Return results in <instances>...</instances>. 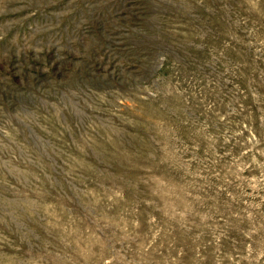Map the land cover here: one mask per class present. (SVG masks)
I'll return each instance as SVG.
<instances>
[{
  "label": "rangeland",
  "instance_id": "obj_1",
  "mask_svg": "<svg viewBox=\"0 0 264 264\" xmlns=\"http://www.w3.org/2000/svg\"><path fill=\"white\" fill-rule=\"evenodd\" d=\"M0 264H264V0H0Z\"/></svg>",
  "mask_w": 264,
  "mask_h": 264
}]
</instances>
